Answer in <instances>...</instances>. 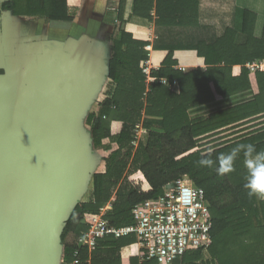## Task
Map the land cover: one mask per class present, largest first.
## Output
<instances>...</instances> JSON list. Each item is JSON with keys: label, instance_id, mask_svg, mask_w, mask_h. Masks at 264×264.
<instances>
[{"label": "trees", "instance_id": "16d2710c", "mask_svg": "<svg viewBox=\"0 0 264 264\" xmlns=\"http://www.w3.org/2000/svg\"><path fill=\"white\" fill-rule=\"evenodd\" d=\"M3 7L17 17L73 20L68 0H11ZM153 9V0L135 1L137 16L152 20ZM156 17L160 39L170 29L178 31L173 38L176 45L165 49L169 53L160 69L152 71L153 77L169 85L159 81L147 85L143 72L147 42L125 31L113 35L110 92L99 111L87 118L93 146L103 154L105 169L92 175L87 197L74 206L65 222L60 237L64 261L122 264V250L136 243L135 236H107L93 251L79 248L78 241L93 217L110 205L104 218L111 227L133 225L135 205L158 198L168 183L187 175L204 190L210 205L213 244L207 253L189 252L174 264H264V200L247 195L243 155L235 171L224 176L215 167L198 163L201 157L215 161L240 144L251 143L257 151H264V72L252 75L246 67L264 59V33L261 39L254 35L257 16L244 13L243 44L238 43L234 29L218 36L214 28L202 26L198 0L195 8L190 0H157ZM177 50L196 51L206 69L180 70L174 59ZM245 92L250 99L223 106L231 96ZM211 104L216 108L210 114L192 117V111ZM139 126L148 135L135 146ZM130 264L157 262L132 258Z\"/></svg>", "mask_w": 264, "mask_h": 264}, {"label": "crops", "instance_id": "0c3cea01", "mask_svg": "<svg viewBox=\"0 0 264 264\" xmlns=\"http://www.w3.org/2000/svg\"><path fill=\"white\" fill-rule=\"evenodd\" d=\"M10 1L0 0V70L4 72L0 76V89L28 102L55 78L78 72L85 87L82 89L80 112L83 118L78 123L77 142L82 146L84 161L87 160L86 151H94L96 156L92 161L91 174L86 176L83 188L80 185L84 194L93 171L105 169L103 154L93 149L87 118L99 111L100 103L110 92L108 62L113 35L125 31L147 42L143 65L148 61L153 70H158L169 53L165 49L176 45L173 38L178 31L170 29L164 39L159 38L156 29L157 0H153L152 20L134 13L136 0H68L72 21L17 17L3 7ZM190 2L195 8L196 0ZM198 11L202 26L214 28L218 36H222L227 29H234L241 44L246 41L242 33L244 13H253L257 16L254 35L258 39L263 37L264 0H198ZM174 59L178 63L177 68L184 72L206 69L204 58L193 50H177ZM244 94L248 95V92L230 98ZM213 105L201 109H213ZM72 173L82 174L74 165ZM122 257V264H130L132 258L144 262L136 243L125 247ZM54 264H66L62 245Z\"/></svg>", "mask_w": 264, "mask_h": 264}, {"label": "water", "instance_id": "95a60500", "mask_svg": "<svg viewBox=\"0 0 264 264\" xmlns=\"http://www.w3.org/2000/svg\"><path fill=\"white\" fill-rule=\"evenodd\" d=\"M83 86L74 71L28 102L0 89V264L57 258L56 219L62 214L67 221L84 183L72 173L84 161L76 122Z\"/></svg>", "mask_w": 264, "mask_h": 264}, {"label": "built area", "instance_id": "2783aa9c", "mask_svg": "<svg viewBox=\"0 0 264 264\" xmlns=\"http://www.w3.org/2000/svg\"><path fill=\"white\" fill-rule=\"evenodd\" d=\"M246 67L252 75L262 73L264 59L252 61ZM152 71L151 64L144 62L143 72L147 77V85L155 81L169 85L165 79L153 77ZM175 86L176 83L170 85V88L175 89ZM147 135L148 132L139 126L134 145L144 142ZM109 207L101 209L93 217L89 230L78 241L79 248L93 251L99 240L107 236L118 239L135 236L143 261L174 264L189 252L202 250L207 253L213 244L210 205L204 190L195 186L187 175L168 183L158 198L135 205L132 210L133 225L111 227L104 218Z\"/></svg>", "mask_w": 264, "mask_h": 264}, {"label": "clouds", "instance_id": "9594fccd", "mask_svg": "<svg viewBox=\"0 0 264 264\" xmlns=\"http://www.w3.org/2000/svg\"><path fill=\"white\" fill-rule=\"evenodd\" d=\"M243 155V165L247 170L244 188L248 197L264 200V151H257L254 144H240L229 153L220 154L214 161L211 157H201L199 165L213 168L219 176L235 171L237 159Z\"/></svg>", "mask_w": 264, "mask_h": 264}, {"label": "rangeland", "instance_id": "374dc122", "mask_svg": "<svg viewBox=\"0 0 264 264\" xmlns=\"http://www.w3.org/2000/svg\"><path fill=\"white\" fill-rule=\"evenodd\" d=\"M247 96V97H246ZM246 96H244V95H240V96H237V97H234V98H230V99H228L227 100V102H224L223 104V106L224 107H227V106H231V105H233V104H235V103H238V102H240V101H243L244 99L245 100H247V99H250V95H246ZM216 108V107H215ZM212 110H214V108L213 109H210V107L209 108H205V109H201V110H199L198 112H194V111H192L191 112V115H192V117H199V116H202V115H208V114H210L211 113V111ZM85 117V116H84ZM81 118H83L82 116H77L76 117V122H77V129H78V123H79V121L81 120ZM82 132V131H81ZM144 139H146V137H144ZM93 149H96L95 147H93ZM97 150V149H96ZM90 151H86V154H85V156H86V158H87V160L86 161H81V165L80 164H77V166H78V169H80V172L82 173V175H81V182H84V180H85V175L87 174V170H90L91 169V166H92V161L96 158V156H95V153H94V151H92V152H90ZM98 153V155H99V152H97ZM77 154H79V152H78V149H77ZM76 163H77V161H76ZM82 165H84V167L82 168ZM94 173H98V171H93ZM91 174V173H90ZM91 178H92V176L90 177V182H88L87 181V184H86V189L84 190V191H86V192H84V194L82 193L81 194V196H80V198L82 199V200H84L86 197H87V194H88V191L90 190V187H91ZM138 178H140V177H138ZM137 179V178H136ZM70 213H71V211H70ZM70 213H69V215H70ZM68 215V216H69ZM64 219H63V217H62V214L56 219V224H57V229H56V231H55V238H54V245L56 244L57 245V243H59L60 242V235H59V233H61V231H62V226H63V224H64ZM206 257H207V255H206Z\"/></svg>", "mask_w": 264, "mask_h": 264}]
</instances>
